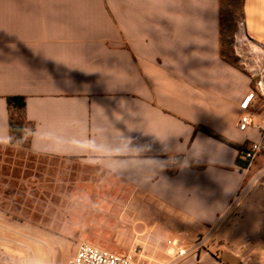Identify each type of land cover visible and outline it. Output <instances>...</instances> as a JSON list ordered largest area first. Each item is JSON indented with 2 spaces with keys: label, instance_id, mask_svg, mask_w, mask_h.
Here are the masks:
<instances>
[{
  "label": "crops",
  "instance_id": "1",
  "mask_svg": "<svg viewBox=\"0 0 264 264\" xmlns=\"http://www.w3.org/2000/svg\"><path fill=\"white\" fill-rule=\"evenodd\" d=\"M228 9L264 47V0H0L4 264L25 263L7 243L90 234L118 236L123 249L135 236L199 234L203 247L161 264H264L261 71L223 52ZM12 96L25 98L29 175L7 155L21 148L11 142ZM200 128L262 152L242 167L235 146Z\"/></svg>",
  "mask_w": 264,
  "mask_h": 264
},
{
  "label": "rangeland",
  "instance_id": "2",
  "mask_svg": "<svg viewBox=\"0 0 264 264\" xmlns=\"http://www.w3.org/2000/svg\"><path fill=\"white\" fill-rule=\"evenodd\" d=\"M237 7H239L237 5ZM233 21L237 23V27L234 29L233 25L231 28H226L225 31V41L226 48L225 54L237 65L247 68V70L252 69L253 67L259 69L261 72L264 71V47L260 46L249 40L243 30V18L242 12L238 9L234 11ZM241 63V64H240ZM27 133V132H26ZM21 148H15L7 151V155L10 156L11 160H16L20 163H23V174L29 175L36 168L37 164L36 156L28 153L26 148L28 146V135L24 136L23 143L20 145ZM8 158V157H7ZM9 159V158H8ZM10 160V159H9ZM74 178V177H73ZM72 181V180H71ZM74 183L71 182V186ZM77 185V184H76ZM78 188H85V181L79 182L77 185ZM87 188V187H86ZM91 188V187H90ZM95 188V187H94ZM98 188V187H96ZM93 190V189H92ZM75 192L78 194V189H75ZM75 194V197L76 195ZM76 206V204H73ZM73 217L72 219H75ZM74 221L79 222L78 218ZM89 225H92L94 222H105V220H95V219H86L85 220ZM63 238L55 237V241L52 243H35L33 241L27 240L24 242L26 245L18 246L11 243L6 244L5 251L14 256L22 258L24 264H32L34 261L35 264H38L40 261L42 264H65L72 250L71 241L78 243L79 241H89L94 242V240L99 241L100 245L108 247L115 251L116 253H125L132 248V246L137 242L139 244V250H142L145 258L143 259L146 264L151 261V264H161V262L170 258V254L167 252L166 245L163 241H160V238L163 236L160 235H141L135 236L132 244L128 249L120 248L117 244L116 238H119L115 235H67L62 236ZM166 237V236H165ZM182 244L186 247H203V235H193V242L190 240L188 235H179ZM167 238H164L166 240ZM5 252L0 248V264L5 262ZM33 260V261H32Z\"/></svg>",
  "mask_w": 264,
  "mask_h": 264
},
{
  "label": "built area",
  "instance_id": "3",
  "mask_svg": "<svg viewBox=\"0 0 264 264\" xmlns=\"http://www.w3.org/2000/svg\"><path fill=\"white\" fill-rule=\"evenodd\" d=\"M257 90L264 96V71L257 76ZM255 112H249L241 117L239 128L247 130L255 117ZM262 152V144L254 142L248 144L242 153V159L248 162L250 166ZM258 181V179L256 180ZM166 245L167 252L171 255L170 258H184L193 249L182 244L179 235L168 238L163 241ZM139 244L135 242L130 250L125 253H116L108 249L97 247L89 242L81 241L76 245L75 253L67 264H146L142 250H139ZM151 264V261L148 262Z\"/></svg>",
  "mask_w": 264,
  "mask_h": 264
},
{
  "label": "trees",
  "instance_id": "4",
  "mask_svg": "<svg viewBox=\"0 0 264 264\" xmlns=\"http://www.w3.org/2000/svg\"><path fill=\"white\" fill-rule=\"evenodd\" d=\"M233 0H228L229 5H232ZM231 8V7H229ZM234 16V11L231 9H228L227 11H223V21H222V27H221V35H222V48L223 52L225 53V48H226V41H225V31L226 28H231L233 25L234 29L237 27V23L234 22L233 20ZM235 63V62H233ZM8 103L10 107V126H11V142L15 144L21 145L24 140V136L27 134L26 133V127L28 125L26 116H25V98L21 96H12L8 98ZM203 131H205L207 134L210 136L226 143L232 146H235L239 152L240 156L237 159V162L239 163L240 166L242 167H248V162H245L242 159V153L246 149V146L244 148H239L236 146L233 142L230 140L226 139L225 137L221 136L220 134L209 130L207 128H200ZM193 167L195 168H203L205 165L204 164H199V163H193Z\"/></svg>",
  "mask_w": 264,
  "mask_h": 264
}]
</instances>
